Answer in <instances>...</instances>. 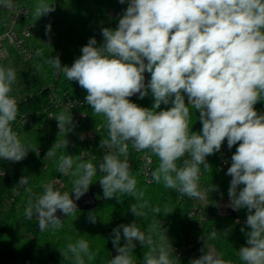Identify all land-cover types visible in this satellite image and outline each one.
<instances>
[{
	"label": "clouds",
	"instance_id": "obj_1",
	"mask_svg": "<svg viewBox=\"0 0 264 264\" xmlns=\"http://www.w3.org/2000/svg\"><path fill=\"white\" fill-rule=\"evenodd\" d=\"M119 3H127V7L118 14L115 29H101L100 46L95 37L89 38L71 66H62L59 55L47 60L68 81H76L86 90L85 103L94 116L103 117L107 138L102 137L99 143L102 160L94 165L85 158L87 153L76 156L80 159L69 154L59 156L56 171L74 177L71 191L62 192L51 183L42 185V194L30 196L25 219H35L40 231L59 230L64 220L57 211L73 216L78 211L76 201L89 191L99 172L103 197L118 202L126 195L132 197L135 202L129 210L144 221L149 202L144 190L138 189L129 160L121 159L128 156L130 146L145 153L149 164V156L158 160L154 169L145 172L150 176L148 184L163 183L181 198L206 200L217 190L212 184L201 187V176L210 169L206 157L220 152L226 140L229 150L238 145L226 173L231 177L227 207L247 209L245 225L240 229L246 242L237 251V258L239 264H264V113L255 108L264 101V0ZM14 7L13 0H0L2 9ZM53 11L54 4L37 0L33 15L38 20ZM21 12L18 10L17 16ZM50 32L48 24L45 35L50 36ZM45 44L51 48L50 38ZM36 55L42 56L43 50L37 49ZM145 72L150 73L147 85ZM16 80L15 68L0 66V160L13 163L25 159L29 151L39 155L38 149H30L12 127L20 112L19 102L12 95ZM149 91L154 100L150 109L129 99L136 94L143 99ZM170 103V108L157 111ZM192 110L199 113V133L191 131ZM51 118L57 121L59 136H64L60 146L67 148L65 137L74 129L71 112ZM56 147L55 143L45 158L56 157ZM28 184L29 177L22 176L13 190L19 194L23 188L32 193ZM174 210L165 205L163 217ZM151 211L160 214L162 209L156 206ZM88 220L95 224L96 213H89ZM229 231L221 233L213 228L207 238L203 236L201 255L190 259L189 264H235L208 245L220 235L227 237ZM166 232L161 219L146 229L135 220L118 225L110 237L116 255L108 264H137L133 255L137 243L147 249L141 264H175L174 248ZM60 253L67 264H92L96 259L83 236L67 243Z\"/></svg>",
	"mask_w": 264,
	"mask_h": 264
},
{
	"label": "trees",
	"instance_id": "obj_2",
	"mask_svg": "<svg viewBox=\"0 0 264 264\" xmlns=\"http://www.w3.org/2000/svg\"><path fill=\"white\" fill-rule=\"evenodd\" d=\"M21 5L30 7L31 15L26 22L34 24L32 35L28 39V46L32 52V57L26 59L15 48H11L10 56L2 60L0 66L8 67L9 62L13 63L17 72V80L13 85L12 95L20 97L29 96L20 106L24 113L31 111L39 113V121L34 125L20 124L19 138L30 149L25 159L20 162H10L0 160V169L5 175L0 176V264H67L61 256L60 250L66 248L67 243L75 242L81 236L86 239L90 249L96 253V259L92 264H108V261L116 255L115 248L111 242L112 230L120 224H129L134 220L148 228L155 220L161 219L162 225L167 229L166 235L175 249L183 244V235H196L207 238L208 234L215 228L223 233L229 230L227 237L223 235L208 241V245H214L215 249L222 254L225 260H237V251L245 246L246 238L240 231L245 225L247 209L239 211H224L221 204L229 199V181L226 174L219 168V155L217 152L206 157L210 169L201 176L200 184L202 189L209 184L216 186V191L208 194L206 199V216L202 224L192 221L190 211L194 199L181 198L174 190L165 188L163 183L157 184L154 181L147 183V178L142 173L140 157L144 153L135 152L131 146L127 157L132 170V175L137 179L138 189H143L145 199L150 207L145 209L147 216L135 217L130 212V205L134 199L130 196L122 197V202L115 198L105 199L99 179L101 173L97 172L93 178V183L89 191L81 197L77 203L78 211L70 217H64L60 211L57 215L63 221V227L52 232L51 230L40 231L35 219L28 221L24 217V209L31 195L43 193L42 185L53 184L60 191H71V181L74 177L61 175L56 171L58 158L61 155H72L74 159H80L81 153H87L86 159L94 165H98L102 160L103 151L99 148L100 140L107 138V131L104 127V119L101 116H94L90 106L85 103L86 90L79 86L76 81H68L66 77L58 73L47 60L59 55L61 64L71 66L81 53V48L88 43L89 38L95 37L97 46L103 43L101 29L104 27L115 29L118 24L119 15L126 9L127 3L121 4L119 0H47V3L54 4L55 11L42 16L38 20L33 15V9L37 0H17ZM11 18L10 11L5 9L0 12V32L5 30ZM51 24L50 36L45 35L46 25ZM51 40V48L45 43ZM44 42V43H43ZM37 49L43 50L42 56H37ZM145 84L150 80V73L145 72ZM44 89V90H42ZM52 89L59 94H67L73 99H78L80 104L75 110L67 111L61 108H52L53 114L60 112H71L73 119L77 118L73 131L66 135L68 140L67 148L61 145L64 139L59 136V129L55 118H51L49 111H45L49 95ZM136 94L129 99L138 106L151 108L154 100L149 91V95L139 99ZM187 104V97L185 96ZM172 105H161L159 110H166ZM256 110L264 111V101L255 105ZM79 112H84V116H79ZM199 113L192 110L191 131L199 133L202 129ZM97 129V130H96ZM85 130H92L93 136L81 139ZM56 143V157L45 158L46 153ZM238 145L233 146V153ZM158 160L152 156L153 169L157 166ZM22 176L29 177L28 187L32 189L29 193L25 189H19V194L13 190ZM62 181L59 182L57 177ZM221 194H223L221 196ZM167 205L175 210L163 217V208ZM159 206L160 214H153L151 207ZM95 212L97 222L90 223L89 213ZM240 217L244 220H237ZM124 240L121 239V245ZM60 249V250H59ZM144 249L137 243L134 249V259L137 264H141ZM175 264H189L192 258H199L191 249L178 257L174 251Z\"/></svg>",
	"mask_w": 264,
	"mask_h": 264
},
{
	"label": "built area",
	"instance_id": "obj_3",
	"mask_svg": "<svg viewBox=\"0 0 264 264\" xmlns=\"http://www.w3.org/2000/svg\"><path fill=\"white\" fill-rule=\"evenodd\" d=\"M15 7L13 9H8L11 14V18L9 23L7 24L5 30L0 32V59L5 60L7 59L11 54V48H15L21 55H23L26 59H30L32 57V52L28 46V39L32 35V29L34 24L32 22H26L30 18L31 10L30 7L21 5L17 2V0H13ZM5 9L0 8V12ZM22 11L19 16H17V11ZM27 15H25V13ZM44 90V89H42ZM33 94H30L29 96L20 97L17 95H13L17 98L19 102V109L21 104H23L24 101L27 100L28 97H31ZM78 102V103H77ZM80 104V101L78 99H73L72 97L68 96L67 94H59L55 89H52L49 95V100L47 105L44 107L45 111H49L52 108H61L65 109L67 111L75 110V107ZM258 113H264L263 110H257ZM34 113V111L31 112V114ZM41 113V110H39V113H35L36 116H29L27 113H24L20 110L19 115L17 117V120L13 123L12 127L13 129L19 134L20 132V124H29L34 125L36 121H39V114ZM50 116H54L53 110L49 111ZM84 112H79V116H84ZM77 118L73 119L74 125L77 123ZM93 131L92 130H85L83 133V137H92ZM233 154V149L229 150L227 147V141L225 140L224 143L221 146L220 155H219V168L220 170H223L225 174L227 173V169L231 166V156ZM146 154L144 153L140 159H141V165H142V173L145 175V172L148 169H153L152 165V156H149L148 159H150L151 163H148V160L145 159ZM145 165H147V168H145ZM3 170V169H2ZM147 180L150 178L149 175H145ZM226 178H228L229 185L231 181V177L226 174ZM57 180L59 182L62 181V178L60 176L57 177ZM242 187V186H241ZM192 210L190 211V217L192 218V221H196L200 224H202L201 221L205 219L206 216V207L205 204H200L198 200L194 199V203L192 206ZM237 220H244L240 217L237 218ZM204 241L201 236H194V235H183V244L181 246L174 249V251L177 253V256L180 257L186 249H191L199 256L201 255L200 249L203 247ZM235 262V264H239L238 259L232 260Z\"/></svg>",
	"mask_w": 264,
	"mask_h": 264
},
{
	"label": "rangeland",
	"instance_id": "obj_4",
	"mask_svg": "<svg viewBox=\"0 0 264 264\" xmlns=\"http://www.w3.org/2000/svg\"><path fill=\"white\" fill-rule=\"evenodd\" d=\"M8 64H10V66L11 67H14V65H13V63H11V62H9ZM32 112V111H31ZM31 112L30 113H27V115H29V116H33V117H35L36 116V112H34V113H32L31 114ZM199 201V203L200 204H205L206 203V200H198ZM228 203H229V199H226V200H224V202L221 204V207L224 209V211H230V210H232L230 207H227V205H228ZM209 247H214V245H209ZM215 248V247H214Z\"/></svg>",
	"mask_w": 264,
	"mask_h": 264
},
{
	"label": "water",
	"instance_id": "obj_5",
	"mask_svg": "<svg viewBox=\"0 0 264 264\" xmlns=\"http://www.w3.org/2000/svg\"><path fill=\"white\" fill-rule=\"evenodd\" d=\"M64 216V215H63ZM65 217V216H64Z\"/></svg>",
	"mask_w": 264,
	"mask_h": 264
}]
</instances>
